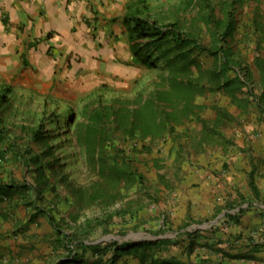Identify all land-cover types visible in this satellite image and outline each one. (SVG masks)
<instances>
[{
    "label": "rangeland",
    "instance_id": "374dc122",
    "mask_svg": "<svg viewBox=\"0 0 264 264\" xmlns=\"http://www.w3.org/2000/svg\"><path fill=\"white\" fill-rule=\"evenodd\" d=\"M148 3L152 17L179 22L200 45L198 68L183 77L195 86L187 88L194 98L191 112L183 117V101L162 104L163 119L176 113L177 120H165L154 136L140 133L135 109L163 85L164 69H145L135 60L133 77L102 74L92 82L69 76L43 93L23 88L30 84L25 77L0 78V92L11 87L5 118L12 126L0 146L5 151L0 182L38 190L24 197L17 191L0 195V264H149L153 259L227 264L215 248L206 255L187 234L194 224L208 225L256 199L253 184L245 187L242 181L256 167L255 141L263 133L264 0H211V10L199 0ZM226 9L234 16L227 47L236 64L224 66L217 47ZM120 110L126 113L123 123L134 122L131 137L112 118ZM95 111L105 113L110 127L98 143L103 161L92 155L95 144L81 136ZM39 128L42 146L31 142ZM47 148L51 154L39 163L45 165L41 170L24 164L30 152L43 157ZM52 160L58 162L55 169L47 164ZM226 172L232 185L223 182ZM209 176L227 187L222 201H198L204 198L199 186ZM115 243L122 249L114 252ZM74 254L75 262H67Z\"/></svg>",
    "mask_w": 264,
    "mask_h": 264
},
{
    "label": "crops",
    "instance_id": "0c3cea01",
    "mask_svg": "<svg viewBox=\"0 0 264 264\" xmlns=\"http://www.w3.org/2000/svg\"><path fill=\"white\" fill-rule=\"evenodd\" d=\"M130 1L0 0V78L17 82L25 77L30 84L23 88L43 93L69 76L87 81L95 76L133 77L135 60L120 24ZM260 129L263 133L255 141L256 167L246 171L249 175L242 181L245 187L253 184L255 202L235 206L208 225L194 224L187 234L193 244L203 245L199 248L206 255L215 248L227 264H264V246L249 240L250 230L264 224V124ZM211 177L202 180L199 190L204 198L198 201H222L227 194L222 179L210 181ZM223 182L232 185L235 180L226 172ZM200 263L214 264L210 260Z\"/></svg>",
    "mask_w": 264,
    "mask_h": 264
},
{
    "label": "trees",
    "instance_id": "16d2710c",
    "mask_svg": "<svg viewBox=\"0 0 264 264\" xmlns=\"http://www.w3.org/2000/svg\"><path fill=\"white\" fill-rule=\"evenodd\" d=\"M194 0H186L188 5L192 4ZM207 10H211V0H199ZM227 12V9H226ZM227 20L222 33L221 43L217 47V51L222 59L224 66L235 65L236 63L231 60V55L227 47V38H231L234 32V16L229 11L227 12ZM120 24L123 29V35L126 37L128 50L131 57L138 62V64L145 69H164L167 75L166 78H162L161 83L158 85L156 91L150 93L146 98L142 99L143 103L137 109H135V116L141 121L140 133L146 134L150 137L156 134L159 130V125L164 126L167 123H172L177 120V114L167 113V119H163L162 116V104H166L173 101H183L182 109L185 111L183 117H188L191 112L190 106L193 107V94L187 93V88L194 91L195 86L193 81L183 80V77L190 76L193 73V68H198L199 62L197 59L196 51H199L200 45L197 40L189 32L182 28V25L177 21H162L154 18L150 15V7L148 0H132L126 6V11L120 20ZM201 50L208 52L207 48H201ZM167 85V89L163 87ZM0 92V146L5 143L12 126L8 124L6 120V113L10 109V97L11 92L10 86L3 87ZM183 93L188 94L187 98L184 97ZM126 114L123 110L113 114L112 118L116 126L119 129L129 135L130 137L134 134L133 123H123L121 120L125 119ZM110 117V116H109ZM87 122L82 125L83 133L82 137L87 139L89 146L94 143V148L91 149L92 155L97 154V161L99 158L103 161L102 153L99 154L98 143L104 136L105 131L109 130V121L105 118V113L95 111L93 114L88 116ZM68 123L72 121V116L68 117ZM121 121V122H119ZM82 129V128H81ZM109 133V132H108ZM31 142L36 145L42 146L44 143V134L39 129H36L31 134ZM97 145V146H96ZM97 148V149H96ZM95 151V152H94ZM46 152V153H45ZM5 151L0 147V157L4 156ZM32 154L24 164L26 166L38 165V170L45 167L44 164H39L45 157H50L51 150L47 148L44 151L43 157L38 154ZM99 154V156H98ZM96 156V155H95ZM94 157V155H93ZM51 162V161H50ZM50 168L55 169L58 166V162L52 160V164L47 163ZM103 164H99L101 167ZM114 173V172H113ZM17 191L20 195H28L31 191H38L31 185L21 184L5 186L0 182V195L3 193H11ZM38 193V192H37ZM1 201V197H0ZM32 220V219H31ZM127 247V245L122 244ZM121 245V246H122ZM124 247V249L126 248ZM122 248L117 243L114 244V252L121 250ZM113 255L115 256V253ZM75 256H69L67 262H75ZM149 264H184L175 260H158L153 259ZM202 264V263H198Z\"/></svg>",
    "mask_w": 264,
    "mask_h": 264
},
{
    "label": "built area",
    "instance_id": "2783aa9c",
    "mask_svg": "<svg viewBox=\"0 0 264 264\" xmlns=\"http://www.w3.org/2000/svg\"><path fill=\"white\" fill-rule=\"evenodd\" d=\"M249 240L253 245L264 246V224L250 230Z\"/></svg>",
    "mask_w": 264,
    "mask_h": 264
}]
</instances>
